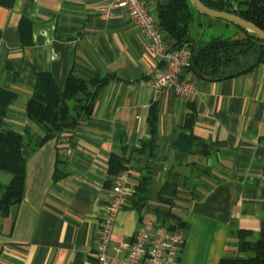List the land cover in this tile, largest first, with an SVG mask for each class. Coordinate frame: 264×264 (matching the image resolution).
<instances>
[{
    "label": "crops",
    "instance_id": "0c3cea01",
    "mask_svg": "<svg viewBox=\"0 0 264 264\" xmlns=\"http://www.w3.org/2000/svg\"><path fill=\"white\" fill-rule=\"evenodd\" d=\"M113 1L12 0L8 6L0 0V83L19 94L4 128L24 132L33 126L26 107L40 73L51 72L62 87L71 74L86 80L100 73L117 76L68 141L54 139L25 152L24 199L8 215L0 212V264H120L134 235L154 220L133 203L147 165L140 148L154 102L159 113L153 190L162 188L169 173L180 172L188 189L201 191L187 208L176 209L186 222L185 239L171 264H218L239 254V230L253 233L247 241L256 242L264 228V61L218 81L185 70L182 77L197 87L195 101L170 88L156 92L152 84L160 67L149 53V39L126 10L102 12ZM161 1L146 0L157 17ZM194 111L189 130L185 125ZM199 141L207 145L206 154ZM113 154L129 160L133 195L117 217L107 249L111 261L105 263L99 234L114 195ZM59 155L64 163L56 180ZM13 178L0 170V187Z\"/></svg>",
    "mask_w": 264,
    "mask_h": 264
},
{
    "label": "trees",
    "instance_id": "16d2710c",
    "mask_svg": "<svg viewBox=\"0 0 264 264\" xmlns=\"http://www.w3.org/2000/svg\"><path fill=\"white\" fill-rule=\"evenodd\" d=\"M164 1L158 7L159 28L163 35L169 37L164 35L174 48L189 51L192 61L190 70L197 75L214 81L223 80L251 72L264 61V41L255 34L233 24L236 32L229 38L213 36L207 41L202 34L194 37L192 27L205 14L191 0H170L168 4H164ZM201 1L211 9L239 15L264 30V0ZM1 2L12 5V0ZM26 36L29 34L23 33L25 42H28ZM114 79L117 76L109 73H100L90 80L71 74L62 87L51 72L40 73L35 92L26 107L27 117L33 126H28L24 132L4 128L9 109L18 100L19 94L4 88L0 83V170L14 175L10 185L0 187L2 214L8 215L24 199L27 179L25 152L35 153L54 139L68 141L84 125L85 120L93 115L101 89ZM158 113V103L154 102L149 112L147 136L141 140L140 148L147 158V165L136 186L133 203L141 214H149V219H154L169 230L184 229L186 222L176 209L187 208L200 197L201 191L198 188L188 189L186 176L180 172L169 173L162 188L156 192L153 190L152 166L158 146ZM195 119L194 111L187 118V129L192 130ZM198 143L201 146L200 152L206 154L207 145L200 141ZM128 162L125 156L113 154L110 157L112 184L117 176L129 170ZM63 163L64 159L57 156L56 180L62 176L60 166ZM252 234L250 231L239 230V254L224 257L218 264H264V228L256 242L247 241Z\"/></svg>",
    "mask_w": 264,
    "mask_h": 264
},
{
    "label": "built area",
    "instance_id": "2783aa9c",
    "mask_svg": "<svg viewBox=\"0 0 264 264\" xmlns=\"http://www.w3.org/2000/svg\"><path fill=\"white\" fill-rule=\"evenodd\" d=\"M117 9L126 10L133 23L149 39V53L160 67L152 84L154 90L174 89L186 100L195 101L198 96L195 83L182 77L185 70L192 68L190 54L187 49L174 48L165 38L159 28V17L153 13L146 0H114L102 12L108 16ZM113 189L114 195L99 234V257L105 263L111 261L107 249L117 217L129 205L133 195L128 171L115 178ZM184 239L183 228L169 230L155 220H148L134 235L127 255L120 264L174 263L183 248Z\"/></svg>",
    "mask_w": 264,
    "mask_h": 264
},
{
    "label": "rangeland",
    "instance_id": "374dc122",
    "mask_svg": "<svg viewBox=\"0 0 264 264\" xmlns=\"http://www.w3.org/2000/svg\"><path fill=\"white\" fill-rule=\"evenodd\" d=\"M197 14L199 16L200 13L197 12ZM235 32L236 27L233 24H227L223 19H214L207 15H202L192 27V35L194 37L202 34L207 41L213 36L229 38L234 36Z\"/></svg>",
    "mask_w": 264,
    "mask_h": 264
},
{
    "label": "water",
    "instance_id": "95a60500",
    "mask_svg": "<svg viewBox=\"0 0 264 264\" xmlns=\"http://www.w3.org/2000/svg\"><path fill=\"white\" fill-rule=\"evenodd\" d=\"M191 1L196 6V8L203 14L214 19H223L226 22L232 23L240 28L245 29L250 33L255 34L258 37V39L264 41V30L259 28L256 24L243 19L239 15L211 9L207 7L205 4H203L201 0H191ZM169 2L170 0H165L164 4H168Z\"/></svg>",
    "mask_w": 264,
    "mask_h": 264
}]
</instances>
